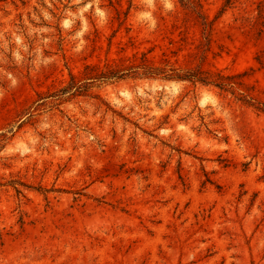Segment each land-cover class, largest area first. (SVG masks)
<instances>
[{"label": "rangeland", "instance_id": "1", "mask_svg": "<svg viewBox=\"0 0 264 264\" xmlns=\"http://www.w3.org/2000/svg\"><path fill=\"white\" fill-rule=\"evenodd\" d=\"M189 1L0 0V264H264V0Z\"/></svg>", "mask_w": 264, "mask_h": 264}, {"label": "trees", "instance_id": "2", "mask_svg": "<svg viewBox=\"0 0 264 264\" xmlns=\"http://www.w3.org/2000/svg\"><path fill=\"white\" fill-rule=\"evenodd\" d=\"M180 4L186 6L196 12V6L193 2L189 0H178ZM231 3V0H225L224 6H228ZM202 19V25L208 29V23L205 21V18L197 13ZM210 29V25H209ZM136 56L133 55L131 60L121 59V64H110L106 63L102 68L97 65L88 64L84 66V77L87 81L91 82H110V81H119L127 77H142V78H161L168 81H180V82H189L192 84H200L203 86H213L218 89H224L226 86L230 85L228 80L230 77L220 75L219 73L210 72L204 70L200 67L195 68H174L170 65L156 66L150 60H147L144 55H141L139 62H136ZM129 62L127 65H124V62ZM89 88V83L81 84L78 83L74 75H70V83L67 87L61 89L59 93L53 94L51 97L58 101L60 96L65 94L70 95H80L87 92ZM251 100V98H248ZM261 111H264V107L260 108Z\"/></svg>", "mask_w": 264, "mask_h": 264}]
</instances>
